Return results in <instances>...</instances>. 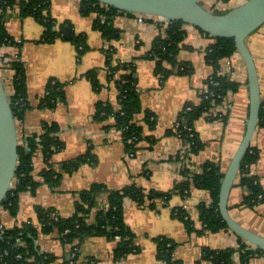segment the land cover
Wrapping results in <instances>:
<instances>
[{
    "label": "crops",
    "instance_id": "0c3cea01",
    "mask_svg": "<svg viewBox=\"0 0 264 264\" xmlns=\"http://www.w3.org/2000/svg\"><path fill=\"white\" fill-rule=\"evenodd\" d=\"M81 0H50L49 14L55 21L53 29L60 32L52 42H41L44 26L34 17H21L17 9L13 10L7 21L8 33L21 42L20 49H8V53L20 52L26 67V89L29 108L25 110L18 124V137L41 133L43 122H54L59 128V138L64 147L51 157L52 166L62 172L59 185L51 189L38 175L45 167L43 156L38 152L33 158V174L40 182L34 194L24 191L19 194L18 210L15 216L0 207V222L12 227L30 220L36 223L35 206L53 207L61 216H69L74 211L77 193L93 183H103L110 189L136 184L144 190L166 191L185 178L183 168L187 166L191 173L201 172V165L215 161L224 172L233 156L245 130L248 115V87L245 64L242 57L234 52L221 60V69L240 83L238 90L229 93L227 107L220 106L215 111L227 114L225 119L210 120L206 115L194 122V129L204 146L192 153L187 161L182 140L170 129L178 113L187 101L199 100L205 79L211 74V67L204 57V50L214 39L199 28L184 24V47L178 53V59L193 61L197 53L196 70L191 74H171L160 84L154 73V61L143 57L150 48L153 39L163 32L166 22L160 17L137 20L118 13L113 17V26L120 31L119 38L106 42L101 33L93 28L94 14L83 16L79 12ZM246 0H200L201 4L215 12L222 13ZM64 27H70L71 38L74 35L85 36V50L78 54L71 38L65 37ZM114 46V57L122 62L133 61L141 111L135 119L143 127V138L138 143L135 154L125 150L121 131L114 126L112 117L103 121L92 118L97 101L118 107V89L114 77L111 78L105 66L104 48ZM260 83L261 98L264 96V23L247 38ZM194 62V61H193ZM195 64V63H194ZM96 68L99 86L93 87L85 73ZM4 81L8 87L10 72ZM3 77V76H2ZM50 78L65 82V100L59 101L53 108L38 106L40 98L46 93ZM203 85V86H202ZM10 89V87L8 88ZM150 111L155 117L154 127H147L144 111ZM251 146L258 150L257 161L250 166V172L258 176L264 189V127H258L252 137ZM86 153L91 160L81 163L71 172H63L62 163ZM186 175V174H185ZM245 195L243 187L235 184L228 197V209L231 216L243 226L264 236V202L254 207H239ZM211 202L209 191L192 186L185 199L175 194L167 204H156L155 208L138 205L129 198L123 201L125 224L134 234V243L138 248L125 257L115 260L113 250L117 239L106 236H88L79 247V257L92 258L96 264H164L156 256V237L165 236L177 242L173 256L182 264H211L202 259V248L236 247L239 236L230 229L215 233H205L201 237L190 236L183 222L173 216L172 209L183 204L190 206L191 215L199 226L196 206L200 202ZM103 196L99 207L103 206ZM91 220L94 218L92 211ZM39 252L56 256L49 264H61L67 258L70 245L64 244L57 234H41L36 241ZM235 264H241L235 257ZM247 264H264V253L252 257Z\"/></svg>",
    "mask_w": 264,
    "mask_h": 264
},
{
    "label": "trees",
    "instance_id": "16d2710c",
    "mask_svg": "<svg viewBox=\"0 0 264 264\" xmlns=\"http://www.w3.org/2000/svg\"><path fill=\"white\" fill-rule=\"evenodd\" d=\"M49 3L50 0H0L1 70L4 74L11 73L10 83L6 90L17 127L25 110L30 107L27 100L26 67L19 51L15 54L8 53L9 48L20 49L21 42L8 33L6 21L10 13L17 9L21 17L32 16L44 26L45 31L39 41L52 42L59 37L60 32L53 29L55 21L49 14ZM79 12L83 16L94 14L93 28L101 33L107 43L119 38L120 34V31L113 26V17L118 13L133 15L131 12L119 11L101 4L97 0H81ZM184 24L181 20L168 22L163 32L153 39L150 50L143 55L154 61V73L160 84L171 74L187 75L193 72L190 61L178 59V53L184 47ZM212 38L214 41L204 50V57L211 67V74L204 81L199 100L187 101L184 104L175 120L177 126L169 131L175 135L178 134L183 145H187L184 149L185 157L188 154L197 153L204 146L194 129V122L203 115L210 120L225 119L227 114L217 112L215 108L222 106L227 95L236 92L240 86V83L233 80L229 73H224L221 69V60L236 52L234 39L232 37ZM71 41L77 45L78 54L85 50L83 34L74 35ZM114 52V46L111 44L104 48L105 66L110 77H114L118 89V107L113 108L109 103L97 101L92 118L103 121L112 117L114 126L121 131L126 152L135 154L138 143L143 138V127L135 119L136 114L141 111L135 64L133 61L118 60L114 57ZM5 58H7L6 61ZM96 71L97 69L93 68L85 73L94 88L99 86ZM2 76L4 81L7 80L6 75ZM65 84V82L50 78L46 85V93L40 98L38 106L53 108L59 101L65 100ZM143 120L147 127L151 129L154 127L155 117L152 112L144 111ZM258 127H264V96L261 98ZM58 132L59 128L56 123L43 122L41 133L29 136L23 134L19 137L18 162L12 186L1 203V207L8 210L11 215L15 216L17 213L19 194L24 191L34 194L40 184L33 174V158L38 152L43 156L45 163V167L38 173L42 182L51 189L59 185L62 172H58L50 161L52 155L64 147ZM91 158V154L86 153L66 160L62 163L63 172H71L81 163L90 161ZM257 159L258 150L250 145L241 162L235 183L245 190L242 201L237 204L239 207H254L264 202V189L258 176L250 172V166ZM184 167L182 173L185 178L177 181L172 188L166 191L144 190L136 184L110 189L103 183H93L77 193L74 211L69 216L59 215L53 207L36 205V223L27 220L12 227H6L0 222V264H49L56 259V256L39 252L36 241L41 234L53 233L57 234L64 244L70 245L67 258L61 264H96L92 258L79 257L81 242L88 236H106L117 239L113 256L115 260H119L138 249L133 241L134 234L124 221V199L129 198L138 205L155 208L158 203L167 204L170 197L175 194L183 199L187 198L192 186L209 191L211 196L210 203L202 201L196 206L200 227L196 228L188 208L174 207L173 216L183 222L186 230L197 234L215 233L228 229L218 208L219 188L223 177L219 164L215 161H207L201 165L199 173H191L187 166ZM102 196L104 205L99 207ZM93 210L94 218L91 220ZM155 241L156 256L159 260L164 264H182L173 256L177 242L165 236H158ZM262 253L264 250L252 247L239 237L236 247H203L201 258L210 261L211 264H235V257H237L241 264H247L252 257Z\"/></svg>",
    "mask_w": 264,
    "mask_h": 264
},
{
    "label": "water",
    "instance_id": "95a60500",
    "mask_svg": "<svg viewBox=\"0 0 264 264\" xmlns=\"http://www.w3.org/2000/svg\"><path fill=\"white\" fill-rule=\"evenodd\" d=\"M119 11L157 16L165 22L181 20L197 27L212 37H232L236 52L242 57L247 76L249 94L248 115L242 138L223 172L218 195V208L228 229L252 247L264 250V236L236 221L228 209V197L236 183L241 162L258 128L261 91L256 64L247 46V38L264 23V0H246L223 13L205 8L200 0H97ZM70 27H64L70 39ZM19 137L0 64V207L11 189L18 162Z\"/></svg>",
    "mask_w": 264,
    "mask_h": 264
},
{
    "label": "rangeland",
    "instance_id": "374dc122",
    "mask_svg": "<svg viewBox=\"0 0 264 264\" xmlns=\"http://www.w3.org/2000/svg\"><path fill=\"white\" fill-rule=\"evenodd\" d=\"M161 19H163V18H161ZM42 25V24H41ZM43 26V25H42ZM74 45V47H75V50H76V52H78V47H77V45L74 43L73 44ZM80 48V47H79ZM198 53V52H197ZM197 53H195V54H193L192 55V57L191 58H193V61H191V64H192V66H193V72L196 70V73L198 72V68H199V66H198V63L196 62V57H197ZM195 63V64H194ZM1 73H2V75H5L4 74V72L1 70ZM193 74V73H192ZM203 86V85H202ZM5 88H6V85H5ZM7 91V90H6ZM229 105V102H228V100H226L225 102H224V106L225 107H227ZM189 155L190 154H188L187 156H186V159H185V161H187V159L189 158ZM188 211H189V213L191 214V212H192V209H190V206H188ZM192 216V215H191ZM193 220H194V222H195V226H196V220H195V218L193 217ZM198 228L200 227V225L199 226H197ZM187 231V233L190 235V236H196V238H198V239H202V240H208V241H210L209 240V238H207V237H201V235L202 234H197L196 232H194V231H192V232H190V231H188V230H186Z\"/></svg>",
    "mask_w": 264,
    "mask_h": 264
},
{
    "label": "built area",
    "instance_id": "2783aa9c",
    "mask_svg": "<svg viewBox=\"0 0 264 264\" xmlns=\"http://www.w3.org/2000/svg\"><path fill=\"white\" fill-rule=\"evenodd\" d=\"M137 15V20L138 21H142L144 19H152L153 17H156V16H145V15H142V14H135ZM167 23V22H166ZM5 61L7 60V58L4 59ZM0 64H1V61H0ZM218 108V107H217ZM177 126V122L175 121V123L173 124V127H176ZM177 136L179 137V135L177 134ZM180 138V137H179ZM187 145H184V149L186 148ZM131 154V153H130ZM182 207L184 208H188L187 205L183 204L181 205Z\"/></svg>",
    "mask_w": 264,
    "mask_h": 264
}]
</instances>
